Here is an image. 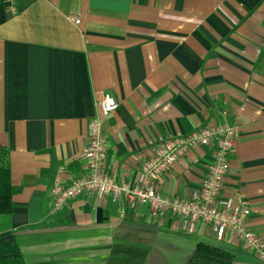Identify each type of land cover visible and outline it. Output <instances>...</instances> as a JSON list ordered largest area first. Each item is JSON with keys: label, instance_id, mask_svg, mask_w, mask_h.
Instances as JSON below:
<instances>
[{"label": "crops", "instance_id": "0c3cea01", "mask_svg": "<svg viewBox=\"0 0 264 264\" xmlns=\"http://www.w3.org/2000/svg\"><path fill=\"white\" fill-rule=\"evenodd\" d=\"M106 94L118 109L103 119ZM96 117L107 171L131 189L161 139L233 126L219 205L242 196L264 240V0H16L15 11L0 0V150L17 189L0 232L17 233L27 264H70L75 251L77 264H189L199 242L224 244L232 264H264L233 236L153 218L148 204L84 194L51 214L56 178L67 185L83 172ZM212 156L191 149L161 194L198 198Z\"/></svg>", "mask_w": 264, "mask_h": 264}, {"label": "built area", "instance_id": "2783aa9c", "mask_svg": "<svg viewBox=\"0 0 264 264\" xmlns=\"http://www.w3.org/2000/svg\"><path fill=\"white\" fill-rule=\"evenodd\" d=\"M7 2L15 11L16 0ZM74 22L80 24L79 20ZM100 107L102 118L108 119L118 109V102L112 95L106 94ZM103 119L96 117L91 122L88 144L82 154L85 159L82 174L67 185L62 183L60 175L56 178L51 190V214L63 210L84 194L126 202L132 208L148 204L153 218L170 213L186 221H201L210 228L216 241L223 242L231 235L241 243L244 251L264 261V240L249 228L251 209L248 202L238 196L226 207L219 205L224 182L230 172V157L237 142L233 126L228 123L205 125L186 136L161 139L152 148L153 155L143 164L144 181L131 189L126 182H116L107 171L106 141L101 133ZM199 146L213 150L212 163L202 182L199 197H164L159 186L165 173L187 152Z\"/></svg>", "mask_w": 264, "mask_h": 264}, {"label": "trees", "instance_id": "16d2710c", "mask_svg": "<svg viewBox=\"0 0 264 264\" xmlns=\"http://www.w3.org/2000/svg\"><path fill=\"white\" fill-rule=\"evenodd\" d=\"M17 189L12 186L9 161L0 150V216H8L13 210V197ZM124 257L119 261H123ZM230 249L224 244L199 242L189 264H232ZM0 264H27L17 240V233L0 232ZM120 264H123L120 262Z\"/></svg>", "mask_w": 264, "mask_h": 264}, {"label": "rangeland", "instance_id": "374dc122", "mask_svg": "<svg viewBox=\"0 0 264 264\" xmlns=\"http://www.w3.org/2000/svg\"><path fill=\"white\" fill-rule=\"evenodd\" d=\"M0 223H1V221H0ZM70 250H73V251H75V250H78V249H82L80 246H78V245H71L70 247ZM82 255V253L81 252H72L70 255H68L67 256V258L68 259H70L71 261V263L70 264H77V260L80 258V257H82L81 256Z\"/></svg>", "mask_w": 264, "mask_h": 264}]
</instances>
